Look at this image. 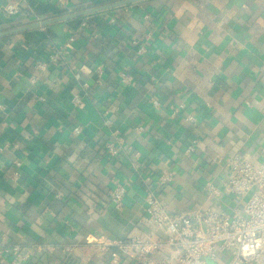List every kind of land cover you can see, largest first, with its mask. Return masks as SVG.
Wrapping results in <instances>:
<instances>
[{
    "label": "crops",
    "instance_id": "crops-1",
    "mask_svg": "<svg viewBox=\"0 0 264 264\" xmlns=\"http://www.w3.org/2000/svg\"><path fill=\"white\" fill-rule=\"evenodd\" d=\"M11 1L0 0V32L26 25L5 13ZM119 1L21 4L43 21ZM263 147L264 0H147L0 38V264H111L98 246L165 240L145 226L144 180L162 174L171 214L233 218L243 205L226 190L230 162L259 165ZM118 184L120 207L108 195ZM179 256L168 248L148 264ZM231 260L218 251L208 263Z\"/></svg>",
    "mask_w": 264,
    "mask_h": 264
},
{
    "label": "built area",
    "instance_id": "built-area-1",
    "mask_svg": "<svg viewBox=\"0 0 264 264\" xmlns=\"http://www.w3.org/2000/svg\"><path fill=\"white\" fill-rule=\"evenodd\" d=\"M23 2L24 0H13L7 3L4 7L5 13L11 18L23 15L26 24L42 21L29 12H24L21 4ZM142 52L144 53V49H141L140 53ZM50 60L59 63L56 56H52ZM98 75H101V70H98ZM121 77L124 83L131 81L125 74ZM72 104L82 108L83 100L76 96ZM152 105L158 108L159 102L152 100ZM187 121L194 123L195 120L188 117ZM106 125L110 127L111 121L107 120ZM138 131L142 129L139 128ZM80 132V128L74 130L75 134ZM114 140H121L118 131L115 132ZM194 151L195 146L192 145L187 153ZM108 152L111 156H116L118 149L110 144ZM170 181L169 174H162L156 184L151 178L144 180L147 192L145 226L153 234L166 233L167 238L160 240L134 236L98 246L101 252L110 253L111 264H120L124 258L139 264H148L156 253L168 248L180 252L178 264H209L208 260H214L218 251L232 254L229 264H264V159L259 165H253L239 157L231 160L226 190L235 195L243 205L242 213L233 218L214 209L193 216L180 217L171 214L157 195L158 189ZM126 194L127 187L124 184H118L108 192L110 202L116 207L123 204ZM9 252V249L0 250V257Z\"/></svg>",
    "mask_w": 264,
    "mask_h": 264
},
{
    "label": "water",
    "instance_id": "water-1",
    "mask_svg": "<svg viewBox=\"0 0 264 264\" xmlns=\"http://www.w3.org/2000/svg\"><path fill=\"white\" fill-rule=\"evenodd\" d=\"M144 1H147V0H122L119 2H114V3L102 5V6L89 8L86 10H81V11L70 13V14H65L63 16H59L56 18L48 19V20L32 22V23L26 24L24 26H20V27L11 29V30L0 32V38H5V37H9V36L16 35L19 33H23L26 31L36 30V29H40V28H46V27H49V26H52L55 24L85 18L87 16L107 12V11L114 10L117 8H121V7H125V6H130V5L140 3V2H144Z\"/></svg>",
    "mask_w": 264,
    "mask_h": 264
},
{
    "label": "trees",
    "instance_id": "trees-1",
    "mask_svg": "<svg viewBox=\"0 0 264 264\" xmlns=\"http://www.w3.org/2000/svg\"><path fill=\"white\" fill-rule=\"evenodd\" d=\"M81 10H83L84 9V7H82V8H80ZM57 17H59V16H63V15H65V13L64 12H59V13H57Z\"/></svg>",
    "mask_w": 264,
    "mask_h": 264
}]
</instances>
